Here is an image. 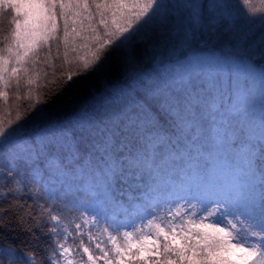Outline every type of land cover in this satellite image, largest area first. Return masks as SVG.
<instances>
[{"label":"snow or ice","instance_id":"6c2138e0","mask_svg":"<svg viewBox=\"0 0 264 264\" xmlns=\"http://www.w3.org/2000/svg\"><path fill=\"white\" fill-rule=\"evenodd\" d=\"M57 61L106 85L68 119ZM7 224L0 264H264V0H0Z\"/></svg>","mask_w":264,"mask_h":264},{"label":"trees","instance_id":"16d2710c","mask_svg":"<svg viewBox=\"0 0 264 264\" xmlns=\"http://www.w3.org/2000/svg\"><path fill=\"white\" fill-rule=\"evenodd\" d=\"M252 5L256 8L260 7V0H251ZM236 3V0H233ZM239 7V5H237ZM259 15V13H258ZM43 69L41 73V80L39 88L36 90V96L40 101L47 100L51 97L47 105V109L51 114L58 119H68L79 110L81 106L92 103L91 95L96 92L103 91L106 85L100 77L95 74H88L85 76L76 77L73 82L65 85L63 76L69 70L72 72L77 71V67L73 64L71 69L63 66L61 61L55 62V70L46 68L41 65ZM47 76H44V73ZM11 95V94H10ZM24 95V92L21 93ZM10 104L14 103L11 99ZM25 103V102H21ZM25 106L26 103H25ZM5 117L9 120L15 119L16 113H4ZM11 219V217L6 218ZM211 222V221H209ZM30 237L18 226L7 224L5 227L0 228V245H12L16 248H24L29 250Z\"/></svg>","mask_w":264,"mask_h":264},{"label":"rangeland","instance_id":"374dc122","mask_svg":"<svg viewBox=\"0 0 264 264\" xmlns=\"http://www.w3.org/2000/svg\"><path fill=\"white\" fill-rule=\"evenodd\" d=\"M72 215H76V213H73Z\"/></svg>","mask_w":264,"mask_h":264}]
</instances>
